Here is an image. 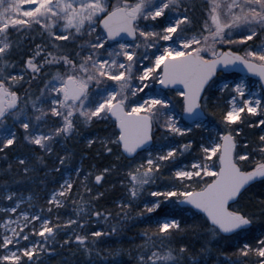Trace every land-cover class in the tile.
Instances as JSON below:
<instances>
[{"label": "snow or ice", "instance_id": "6c2138e0", "mask_svg": "<svg viewBox=\"0 0 264 264\" xmlns=\"http://www.w3.org/2000/svg\"><path fill=\"white\" fill-rule=\"evenodd\" d=\"M22 40L27 41L23 48ZM49 68L56 71H45ZM44 76L43 86L33 92L31 84ZM155 84L175 97L155 90ZM149 88L153 91L146 92ZM224 93L215 122L217 113L210 109L219 107ZM106 120L114 126L111 135L91 136L87 146L98 143L105 154L115 152L117 161H128L121 181L128 199L118 202L117 219H127L133 201L161 180L138 216L165 204L181 211L187 206L194 216L202 213L207 225L201 231V225H187L178 214L166 215L155 230L143 232L138 264H207L213 242L250 232L264 217V200L253 211L233 205L253 185L264 186V0H0V159L5 162L0 166V264H47L46 257L60 255L57 247L72 244L88 258L86 264H120L119 250L101 256L96 249L119 224L110 232L87 231V217L108 221L110 211L95 210L81 196L73 201L75 219H53L54 209L72 195L71 173L57 181L46 207H35L34 194L18 190L34 179L37 164L47 166L46 159L58 162L51 172L66 169L72 154L62 148L60 155L57 145L79 134L81 126ZM245 127L259 131L255 141ZM200 129L209 135L197 145L191 137ZM176 138L187 139L178 144ZM194 145L199 155L183 163ZM18 146L30 152L9 159ZM115 167H104L95 182ZM74 171L79 177L82 169ZM92 175L81 181L89 194ZM62 230L66 239L59 242ZM188 231L208 239L198 250L172 246L176 234ZM232 256H225L228 264H264V231L243 236Z\"/></svg>", "mask_w": 264, "mask_h": 264}, {"label": "trees", "instance_id": "16d2710c", "mask_svg": "<svg viewBox=\"0 0 264 264\" xmlns=\"http://www.w3.org/2000/svg\"><path fill=\"white\" fill-rule=\"evenodd\" d=\"M26 41L22 40V48L26 45ZM258 42V41H257ZM243 51V49H239ZM17 61H19V54L14 55L13 57ZM165 95L170 97H175V93L172 90H165ZM217 96H221L219 92L216 93ZM215 99V97H214ZM227 99V93L222 95V99L219 102V107L214 109L217 115L214 118L215 122H218L219 115L221 109L224 107V101ZM210 126H214V124H209ZM113 124L111 120L101 121L99 123H95L91 126H81L79 130V134L72 136L67 141H64L62 145H57V151L60 155H64V151L62 148H67L68 151L72 154V160L67 162L66 169H75L77 166L81 165V174L79 176L82 177L88 172H92L93 175L88 178L90 185L88 188L91 189V194L84 191V188L78 185V181L75 183L74 188L72 190L71 197L65 202L62 210L64 213H69L70 218H76L75 205L73 201L79 202L81 196L85 200H90L94 205L95 210L99 211H110L112 213V218L108 221H105L103 218L97 220L95 217H87L88 220V228L87 231H95L102 230L104 232H110V229L113 225L119 224L120 228L116 234H111L108 237L100 238L99 243L96 245V249L99 250L101 256L107 255L109 252L113 250H119L120 254L118 259L120 264H138V256L142 254V250L138 247L141 245L143 241V232L145 230H155L156 222L160 220L162 217L171 214H178L179 218H181L187 225H201L200 229L203 231L206 229L207 225L205 223L204 217L202 213H198L197 215H193L191 211L187 210V207H183L185 210L181 211L180 208H177L175 205L165 204L161 209H158L155 213L146 214L141 217L138 216V213L143 208V202L148 197V192L156 190L158 185H161L162 181L157 180L156 185L145 188L144 195L141 196L138 200L133 201L132 207L128 210V218L117 219L116 213L119 212L118 202L120 200L127 201L128 194L127 190L124 186H122L121 181L125 180L124 173L127 170L128 161L121 157L119 161L116 160L115 153L113 155H107L103 152L101 146L97 143L93 145L91 148L87 146V139L91 136L95 137H103L111 135L113 131ZM245 134L247 135L249 140L255 141L258 135L260 134L258 130L248 129L245 127ZM207 132L203 129L196 130L192 134V139L197 142H201V138L205 137ZM157 135H160L157 132ZM186 139L176 138L178 142L184 143ZM197 145H194L193 149L198 150ZM30 150L23 147L18 150L13 149L12 152L9 153V159H12L13 153H29ZM186 155H188L186 153ZM185 155V156H186ZM2 156V154H0ZM54 158V157H53ZM51 159V158H49ZM49 159H46V167L40 164H37V176L38 178H42L43 176L46 179H50V175L54 174V172H47L49 168H53L57 166V163H51ZM189 159V158H188ZM186 157L181 158L182 162L188 160ZM2 161L1 166H5V162ZM115 164L116 167L108 174L105 179L97 184L94 180L95 174H98L104 167H108L110 165ZM45 172V174H44ZM44 174V175H43ZM43 175V176H42ZM169 175L168 171L162 173L163 177H167ZM6 178V177H5ZM46 180V181H48ZM21 185H26L27 187L32 188V190L37 193V201L42 199L41 195L44 191L41 190V183L36 182L35 184H28V182L21 183ZM98 193H102L99 199H94ZM264 186H261L259 183L253 185L247 192H245L239 199L238 203L233 205L234 208H240L244 211H253L260 207V201L264 200ZM196 211V210H193ZM63 223L64 221H59ZM79 231V229H76ZM262 231H264V217H258L256 223L251 227V231L241 236H223L222 239H219L216 242L211 244L212 251L207 257V261L211 262L214 260H227L225 256L232 257L233 253L237 251V249L241 246L243 242V236H258ZM66 239L64 231L58 234L57 240L62 242ZM208 237L203 235L194 234L192 231H188L186 233H179L173 237L171 241L172 246L179 247L180 244H188L192 246L194 249H199L203 246V242L206 241ZM168 243V241H165ZM57 251L60 255L46 257L47 264H61V261L71 264H86L87 257L78 249V246L72 244L70 247L60 248L57 247ZM93 259H97L95 256ZM99 264H107L105 261H99Z\"/></svg>", "mask_w": 264, "mask_h": 264}, {"label": "rangeland", "instance_id": "374dc122", "mask_svg": "<svg viewBox=\"0 0 264 264\" xmlns=\"http://www.w3.org/2000/svg\"><path fill=\"white\" fill-rule=\"evenodd\" d=\"M21 42H22V41H21ZM37 42H39V41H37ZM25 43L27 44V41H26ZM69 47H72V46L69 45ZM45 71H48V72H55L56 69H55V68H49V69H46ZM233 78H234V77H232V76H229V77H228V79H233ZM26 79H27V76H26ZM43 79H47V77L44 76V77H42L40 80L35 81V82H33V83L31 84V90H32L33 92H37L38 89H39L40 87L43 86V84H42ZM251 81H252V82H255V83L257 84V86H258V83H259V82H258L257 80H254L253 78H251ZM25 87H28V85H25ZM153 88H154L155 90H161L162 93L165 94V93H164L165 90L162 89V88L157 87V84H155V85L153 86ZM153 88L146 89L145 91H146V92L153 91ZM254 90H255V89H254ZM21 91H23V89H21ZM209 127H213V126H210V125H209ZM203 130H205V131L207 132V134H206L205 137H204V138H207V136L209 135V133H208V131H207L206 129H203ZM158 133H159V132H158ZM159 134H160V133H159ZM176 142H177L178 144L181 143V142H178L177 140H176ZM61 145H62V144H61ZM21 148H22V146H18V150H20ZM141 155H143V154H141ZM185 155H186V154H185ZM198 155H199L198 150L193 149L191 154H188V155L185 156L187 159H188V158H189V159H188L187 161L184 160L183 163H185V164L191 163L193 157H194V156H198ZM137 159H139V158H137ZM49 160L51 161V163H56V161H55L54 158H51V159H49ZM1 163H2V161L0 160V166H1ZM41 166H43V165H41ZM57 166H58V163H57ZM78 167L81 168V165L77 166L76 168H78ZM50 169H51V168H49L47 172H51ZM38 170H39V169H38ZM38 170H36V172H37ZM36 172L31 174V175L34 177V179L29 180V181H25V182H28L29 185H30V184H35L36 182L41 183V184H42V186H41V190L44 191V193L41 195L42 199H40V200L37 201V193H35V192L32 190V188L27 187L26 185H24V187H23V185L20 184V185L18 186V190H19V191H22V192L25 194V196H27V195L29 194V192H31L32 194H34V197H35V198H34V200L32 201V203H33V205H34L35 207H37V208H38V207H46V206H47V205H46V201H47L48 196L50 195L51 191H52L54 188H57V187L59 186L58 183H57V181H62L63 176L67 175L68 173H71V175H72L73 180L75 181V183L78 181V185H79L80 187L84 188V185L81 183V181H83V179H84V176H82V177H80V178L77 177V176H76V173H75V171H74V169H71V170H70V169H67V170H63V169H61V172H60V173H55V172H54V174L50 175L51 177H50L49 180L46 179V178L43 176V175L45 174V172H44V174L42 175V176H43L42 178H38ZM46 180H48V181H46ZM25 182H22V183H25ZM74 185H75V184H74ZM89 185H90V183H89V181H88V182H87V187H88ZM156 190H157V189H156ZM0 206H2V205H0ZM22 207H27V205L25 204V205H23ZM52 216H53V219H55L56 216H59L60 221H65V220H67V219L70 218V214H69V213H64V211L62 210V207L59 208L58 210L54 209ZM164 217H165V216H164ZM164 217H162L160 220H162ZM66 264H71V263H66ZM207 264H228V260L221 261V260H214V259H212L211 262H208V261H207Z\"/></svg>", "mask_w": 264, "mask_h": 264}, {"label": "water", "instance_id": "95a60500", "mask_svg": "<svg viewBox=\"0 0 264 264\" xmlns=\"http://www.w3.org/2000/svg\"><path fill=\"white\" fill-rule=\"evenodd\" d=\"M254 78V77H253ZM254 79H256V78H254ZM157 87H159V88H162V86H160L159 84H157ZM163 89V88H162ZM224 236H230V234H225Z\"/></svg>", "mask_w": 264, "mask_h": 264}]
</instances>
